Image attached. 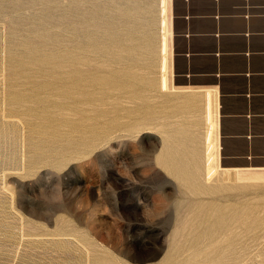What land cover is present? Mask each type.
I'll list each match as a JSON object with an SVG mask.
<instances>
[{
  "label": "rangeland",
  "instance_id": "rangeland-1",
  "mask_svg": "<svg viewBox=\"0 0 264 264\" xmlns=\"http://www.w3.org/2000/svg\"><path fill=\"white\" fill-rule=\"evenodd\" d=\"M159 2L0 0V264H230L219 234L264 264L263 170L205 179V108L160 89Z\"/></svg>",
  "mask_w": 264,
  "mask_h": 264
},
{
  "label": "crops",
  "instance_id": "crops-1",
  "mask_svg": "<svg viewBox=\"0 0 264 264\" xmlns=\"http://www.w3.org/2000/svg\"><path fill=\"white\" fill-rule=\"evenodd\" d=\"M229 1L176 16L173 91L212 102L225 169L264 170V0Z\"/></svg>",
  "mask_w": 264,
  "mask_h": 264
},
{
  "label": "bare ground",
  "instance_id": "bare-ground-1",
  "mask_svg": "<svg viewBox=\"0 0 264 264\" xmlns=\"http://www.w3.org/2000/svg\"><path fill=\"white\" fill-rule=\"evenodd\" d=\"M159 7H160V23H159V26H160V33H161L160 41H159V54H160V64H159V70H160V82L159 83L160 84L159 85H160V89L163 90V91H167V90H172L173 91V90H176L177 87L175 88L173 86V83H172V65H173V51H172V49H173V39H172V37H173V34H172V30H173L172 0H160ZM74 25L75 26H78V24L76 25V23ZM76 28L77 27H74L73 28L74 31L75 30L76 31L79 30V29H76ZM112 41H113V39H112ZM113 43H115V42H112V44ZM75 46H77V45H73V47H75ZM68 54H69L68 56H70V55L72 56V52H69ZM68 58H69V60H70V58L72 60V58H74V57H68ZM74 63L76 64V66L77 65H79L81 67L84 66L83 65V59L79 58L78 55L76 56V60H75ZM73 66H75V65L73 64L72 67ZM79 66H77V68ZM77 70H74V72H71V74H68V75L69 76H73L74 75V77L80 76V73H79L80 71L78 72ZM204 113H205L204 116H205V123H206L205 124L206 125V132H205V136H204V140H203L204 141V144L203 145H205L204 146L205 147V157H204L205 162H204V172L203 173H205V179L211 180L214 177L215 174H217V173H220L221 174V172H219V170H222L223 175L227 179H231L233 176H236L237 178H241V177L243 178V175H242L243 172L240 171V170H238L239 168H236V169H234L232 171L233 168L232 169H227V168L225 169V168H222L220 166L219 143H218V139H217V135H216V126L217 125L215 123V121H216L215 119L216 118L214 119L213 106H212V102L211 101H208V103H207V105L205 107V112ZM173 140H175V139H173ZM173 146L171 145V146H168L166 148V151H167V153H166L167 157L166 158L169 161L168 163H170L172 165V167L177 171V173H179L180 176H183L184 177V179L186 180V182L188 181V183L190 185H193V183L196 184V181H197L198 178L196 177V173L193 172V169L194 168H192V166L190 167V165H188L187 163H184V161H181V160H183V157H182V159H180V156H179L180 153L178 154V151H176L177 148L176 147H173ZM181 155H182V153H181ZM161 161H160V163H161ZM165 163L167 164V162H165ZM166 164H164V165H166ZM194 165H195V163H194ZM194 165H193V167H194ZM246 176H249L248 179H250L252 181L253 180H256V181L257 180H263L264 181V170L262 172H259V173H256V172L250 173V174H248ZM204 194H205V191H204ZM223 219L226 220L227 218L224 217ZM224 220H223V222H224ZM230 221H234V223H235L237 220H235V219L234 220L229 219L228 222H230ZM224 224H226V221H225ZM235 224L237 225V223H235ZM222 229L224 230V228H222ZM238 229H239L238 226L235 227L234 229H231L230 234L233 233V234H235L234 235L235 237H238L239 236ZM228 231L229 230H227V232H225V234L226 233L228 234ZM216 232L218 233V231H216ZM215 233H214V235L217 234V233L216 234ZM177 235L178 236H181V233L179 231H177ZM189 235H191V234L189 233ZM204 235H206V234H204ZM220 235L221 234H219L218 237H216V241L217 242H214V240H213V242L211 241L212 243L210 245H216L215 247L217 248V244L224 245V243H226V247L223 246L225 249L223 248L224 251L222 253L220 252L221 255H219L218 257L216 256L214 258L212 256V258L209 257V259L210 260L213 259L214 261L220 259L221 261L223 260L224 262H227V263H230L231 262L230 264H232V263L236 264V262L238 264H240L239 263L240 262V259L244 256V254L243 253H241V254L240 253L239 254L237 253L238 255H233L230 250H227V248H231V250H233V251H235L236 249H238L237 248L238 242H231L230 240H228L229 237H227V236H229V235H225L224 236V234H222L223 235V238H221L222 235L221 236ZM209 237H211V236L209 235ZM226 237L228 239L225 240ZM175 238H177V237L175 236ZM217 238H221V239L218 241ZM177 240H178V238H177ZM208 242H210V240H208ZM222 245H220V246H222ZM220 246L218 245V248ZM232 248H234V249H232ZM220 251H222V248H221ZM193 253H194V251H193ZM234 253L236 254V252H234ZM217 254H219V253H217ZM214 261H211V262L213 263Z\"/></svg>",
  "mask_w": 264,
  "mask_h": 264
},
{
  "label": "water",
  "instance_id": "water-1",
  "mask_svg": "<svg viewBox=\"0 0 264 264\" xmlns=\"http://www.w3.org/2000/svg\"><path fill=\"white\" fill-rule=\"evenodd\" d=\"M174 34H176V31H175V26H174Z\"/></svg>",
  "mask_w": 264,
  "mask_h": 264
}]
</instances>
